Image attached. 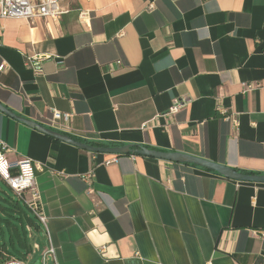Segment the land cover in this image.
I'll return each instance as SVG.
<instances>
[{
  "label": "crops",
  "instance_id": "crops-1",
  "mask_svg": "<svg viewBox=\"0 0 264 264\" xmlns=\"http://www.w3.org/2000/svg\"><path fill=\"white\" fill-rule=\"evenodd\" d=\"M62 5L58 20H0L2 106L47 128L50 110L70 114L58 133L81 141L264 174V0ZM27 58H42L40 75ZM174 100L184 105L170 121ZM0 140L11 165L38 166L47 232L34 220L54 264H264V184L91 154L1 112Z\"/></svg>",
  "mask_w": 264,
  "mask_h": 264
},
{
  "label": "built area",
  "instance_id": "built-area-1",
  "mask_svg": "<svg viewBox=\"0 0 264 264\" xmlns=\"http://www.w3.org/2000/svg\"><path fill=\"white\" fill-rule=\"evenodd\" d=\"M63 0H0V20L21 19L26 21L35 20H58L69 12L68 7L62 5ZM152 9V6H149ZM77 19L82 24H87L89 13L84 10L78 12ZM42 58H27L26 67L35 75H40ZM252 87L249 86V89ZM183 101L174 100L166 117L171 121L173 116L183 107ZM70 114H62L56 110H50L49 129L59 132L61 126L60 121L67 122ZM6 144L0 140V180L12 191L15 198L22 201L28 208L29 213L36 220L38 225L43 226L45 233L46 222L41 213L38 202V193L35 186V170L38 168L28 159H21L15 165H11L5 154L8 153ZM115 157V156H114ZM113 161V160H112ZM111 161V162H112ZM110 162V161H109ZM108 162V163H109ZM14 170V171H12ZM87 179L91 180L92 175H88ZM30 194L31 199L27 201L26 195ZM28 238L31 237V228H26ZM260 237H264V231L256 232ZM37 244L31 246V252L26 257L32 256L36 252H40ZM40 264L55 263V252L52 247H46L39 254ZM25 260L10 258L9 261L2 264H26Z\"/></svg>",
  "mask_w": 264,
  "mask_h": 264
},
{
  "label": "water",
  "instance_id": "water-1",
  "mask_svg": "<svg viewBox=\"0 0 264 264\" xmlns=\"http://www.w3.org/2000/svg\"><path fill=\"white\" fill-rule=\"evenodd\" d=\"M0 112L9 118H12L29 128L35 129L38 132L49 136L57 141L69 144L74 146L82 151L91 153V154H104V155H112L116 157L127 156V155H135L145 158H151L156 160H162L175 164H184V165H192L201 169H205L207 171L216 173L217 175L240 183H256V184H264V174H243L232 168L216 164L214 162H210L201 158H196L193 156H188L181 153L176 152H163L157 151L154 149H149L141 146H132V145H124V146H111V147H96L91 146L86 143L74 140L70 136L65 134H61L55 132L47 127H44L40 124L32 122L30 120H26L20 116H17L7 110L4 106L0 104ZM33 264H40V259L37 258Z\"/></svg>",
  "mask_w": 264,
  "mask_h": 264
},
{
  "label": "trees",
  "instance_id": "trees-1",
  "mask_svg": "<svg viewBox=\"0 0 264 264\" xmlns=\"http://www.w3.org/2000/svg\"><path fill=\"white\" fill-rule=\"evenodd\" d=\"M73 139L96 147L113 146L103 142ZM14 197H10L7 194L0 196V264L9 261L10 258L25 260L31 252V244L26 228H36L35 220L29 215L26 205Z\"/></svg>",
  "mask_w": 264,
  "mask_h": 264
},
{
  "label": "rangeland",
  "instance_id": "rangeland-1",
  "mask_svg": "<svg viewBox=\"0 0 264 264\" xmlns=\"http://www.w3.org/2000/svg\"><path fill=\"white\" fill-rule=\"evenodd\" d=\"M6 194L10 197H14V194L12 193V191L0 180V196H4ZM29 215L32 217L30 213ZM30 228H31V237L29 238V241H30L31 246L33 244H37L39 245L40 250L42 251L43 241H44L42 233L40 232V230L37 231L35 227H30ZM40 252H36L32 256H29L26 259V264H33L36 261V259L39 257Z\"/></svg>",
  "mask_w": 264,
  "mask_h": 264
}]
</instances>
